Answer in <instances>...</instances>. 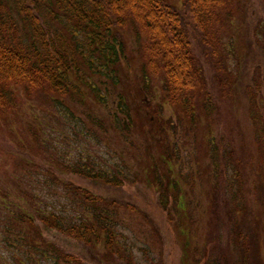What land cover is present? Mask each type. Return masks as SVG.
<instances>
[{
  "label": "trees",
  "instance_id": "1",
  "mask_svg": "<svg viewBox=\"0 0 264 264\" xmlns=\"http://www.w3.org/2000/svg\"><path fill=\"white\" fill-rule=\"evenodd\" d=\"M13 1L16 15L0 13V134L16 139L13 124L23 96L41 97L57 112L28 124L37 150L24 140L16 143L46 160L16 158L10 176L13 189L9 184L0 187V208L7 211L0 264H89L80 253L47 237L45 230L66 235L92 253L103 248L110 258L122 250L119 209L125 204L66 181L63 174L114 187L142 183L157 189L168 222L177 223L183 237V230H189L188 215L179 208L184 194L175 169L180 153L171 135L178 133V124L194 135L196 128H203V118L206 127L219 125L225 106H238L242 93L223 37L249 0ZM261 3L264 6V0ZM130 33L138 42L132 50L137 53L132 59H140L135 66L129 54ZM106 80L112 86L102 89ZM261 82L256 79L247 93L248 114L242 108L255 145L243 144L232 168V177L245 183L251 201L231 202L219 183L210 190L216 223L223 220V202L230 219L236 218L238 264H264L261 223L252 208L254 202L264 206V108L253 91ZM82 105L108 112L76 117ZM166 105L173 109L172 117L163 115ZM95 122L104 133L114 130L120 140L131 142L129 158L116 154L109 135L99 132ZM55 123L71 125L73 140L84 137L85 143L75 153L55 147L48 161L52 145L41 134L56 131ZM217 137L210 132L204 142L221 155L216 165L218 176H223L230 167L228 160H221L223 139ZM221 257L213 264H227L226 254Z\"/></svg>",
  "mask_w": 264,
  "mask_h": 264
},
{
  "label": "rangeland",
  "instance_id": "2",
  "mask_svg": "<svg viewBox=\"0 0 264 264\" xmlns=\"http://www.w3.org/2000/svg\"><path fill=\"white\" fill-rule=\"evenodd\" d=\"M13 2V0H0V13L10 11L16 15V10L12 7ZM247 5L244 12L232 19V25H229V30L223 37L231 67L238 76V86L242 93V98L238 99V106L233 103L226 105L219 119V125L206 127L207 121L203 118L201 122L203 128L199 130L196 128L194 135L192 132L189 134V128L186 125L184 126L185 132L179 124L174 125V128L177 127L178 133L174 134L173 132L171 135L176 140L177 149L174 147V150L176 153H180L179 163L175 169L178 171L177 177L184 194L180 198L179 208L184 209L188 215L187 227L189 230H183V237L179 235L177 223L168 222L167 211L160 204V192L157 189L142 183L114 187L77 174H63L61 177L98 195L115 197L125 204L119 209L122 219L120 228L123 232L120 236L122 250L110 258L112 255L108 257L107 251L103 248L98 247L99 252L92 253L76 240L54 230H45L44 233L47 237L69 252L80 253L89 264H213L219 257L222 259L221 255L223 254L227 256V264L239 263V248L235 233L236 218L230 219L223 202L220 211L223 220L221 223H216L217 219L212 213L213 195L210 190L214 183H219L223 193L231 199V202L234 200L239 203L251 201L250 195L244 189L245 183L240 185L237 178L232 177L233 161L236 156L243 153L242 145H246L248 142L255 145L254 136L252 137V132L248 131V117L244 115L242 108L245 106L248 114L247 100L249 97L247 93L258 78L262 80L260 89L253 91H257L256 100L261 104V109L264 108V6L261 0H249ZM128 39L132 66H135L140 62V59H137L138 61L132 59L134 55L135 57L137 55L132 52L133 48L137 47V38L135 34L130 33ZM135 69L138 70L137 67ZM133 78V76L127 77L128 80ZM100 85L102 89L112 86L111 81L107 80ZM153 85L156 87L157 83H153ZM156 108L160 110L159 105ZM56 110L41 97L30 100L23 96L13 124L17 131L16 139L13 140L6 134H0V187L9 184L13 189L10 176L15 171L16 158L34 157L38 161L45 162L44 155L34 151L39 146L27 126L36 117L39 119L47 116L50 111ZM107 112V110L95 111L92 106L82 105L75 111V115L88 119L87 116L90 113L106 115ZM162 113L166 118L172 117L173 109L166 105ZM95 127L104 135H109V142L116 154L129 158L126 154L128 145L131 144L130 141L120 140L114 130L104 133L96 122ZM55 128L56 131L41 134L42 137L49 138L52 145L49 148L50 153L47 155L48 161L51 156L55 155V147L58 151H63L66 154V152L75 153L77 147L84 146V137L78 141L73 140L75 139L73 137L74 130L71 125L64 126L55 123ZM86 130L84 128V131ZM210 132L214 137L218 134L217 138L223 139L221 142L224 145V152L221 160H228L230 167L224 171L223 176H218L219 170L216 165L221 155L217 154V148L208 147L204 142V140H208ZM20 139L24 140V143L30 144L34 150L27 151L23 146L17 145L16 143ZM102 149L105 151V147ZM228 154L231 155L227 156ZM128 162L132 169H135L136 162L133 160ZM166 182L164 177V187ZM246 195H249V199ZM228 206H232V203L229 202ZM252 208L261 223L259 242L264 261V206L254 202ZM6 216L7 211L0 208L1 234L3 232L2 223L7 221H4ZM210 241L211 244L208 245ZM0 252H3L1 248Z\"/></svg>",
  "mask_w": 264,
  "mask_h": 264
}]
</instances>
